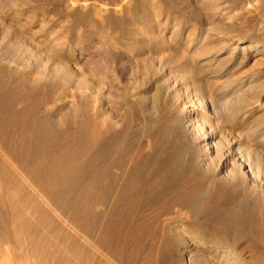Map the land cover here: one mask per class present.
Segmentation results:
<instances>
[{"label": "rangeland", "instance_id": "rangeland-1", "mask_svg": "<svg viewBox=\"0 0 264 264\" xmlns=\"http://www.w3.org/2000/svg\"><path fill=\"white\" fill-rule=\"evenodd\" d=\"M2 95L6 98L0 97V116L26 109L33 116L47 117L54 132L71 121L70 129L80 121L105 128L130 117L134 108L143 109L142 118H164L172 140L190 138L185 152L195 158L204 143L196 121L205 115L208 140L215 147L209 149L214 151L211 160L201 167L206 179H197L199 190L193 196L198 198L190 195L197 203L186 209L174 207L170 216L179 221L170 226L167 221L153 224L144 247L131 245L125 260L264 264V243L259 238L264 233V0H0ZM79 139L74 142L81 144L83 138ZM2 162L6 161L0 157V217L25 218L14 226L20 241L34 244L51 237L50 248L59 244L68 249V256L77 243L81 249H74L73 259L87 260L88 251H94L91 240L45 200L34 197L15 165L11 170L7 163L8 170ZM66 184L53 193L63 191L60 203L69 209L67 197L73 190ZM206 189L205 203L200 196ZM178 194L173 199H188L182 189ZM21 203L23 213L17 209ZM196 222H203L196 232L207 239L230 245L234 237L238 239L234 254L196 241L186 232L187 223ZM11 231L0 225V260L7 247L3 238ZM247 241L250 247L244 250ZM46 253L27 254L22 260L26 253L14 251L7 257L13 258L12 264H38ZM97 253V259L105 257L98 259L100 264L106 260L117 264Z\"/></svg>", "mask_w": 264, "mask_h": 264}, {"label": "bare ground", "instance_id": "bare-ground-1", "mask_svg": "<svg viewBox=\"0 0 264 264\" xmlns=\"http://www.w3.org/2000/svg\"><path fill=\"white\" fill-rule=\"evenodd\" d=\"M6 102L4 103L7 104ZM12 109L14 108L10 107V110ZM142 110L134 108L130 117L124 116L118 124L110 123L105 128H100L96 124L84 125L87 122L81 123L80 121V125H75L76 127L70 129V124H72L70 120V124L63 123L65 125L64 127L62 126V131L60 129L56 132L52 130L53 124L46 119L47 117L42 119L40 116H33L26 109L20 110L15 115L7 113L11 114V117H6L3 115L4 113L1 114L0 133L3 135V132H5L3 135L5 137L1 136L0 138L2 139L0 153H3L4 158L2 155L0 157L3 161H6L1 164L4 163L8 170H12V167L15 165L14 171L19 169L17 172L21 171L23 173L24 178L21 174H19V178L25 179L23 183L27 184L33 192V196L45 200L46 204H50L55 209L53 212H58L64 218L71 221L74 228L77 229L76 231H79V233L90 239L91 241H89L94 247L92 253L88 251V257L90 256L88 259L85 255L87 260H82L83 258H76V260L72 257L75 253L74 249L78 248L76 242V247L73 250H69L70 253L72 251V256L71 254L68 256L66 251L68 249L62 248L59 244L55 243L57 248L51 249L50 241H47L51 237H45V241H43V237L41 242L27 244L20 241L18 238L19 233L14 228L18 222H23L25 218L20 217L19 214H17L19 218L11 214L10 217L5 215L4 218L0 217V225L6 224V226L12 228L11 233H7L8 235L3 238L7 245L4 249L6 257L10 253L13 254L14 251H22V253L24 251L26 253L24 255H37V257H41L42 255L38 256V254H42V252H49L50 255L46 253L37 263L100 264L98 259L101 261L105 257L101 259L99 256L97 259V252L99 251L105 254V256H109L114 263L129 264L128 260H125L127 258L124 254L131 252V245L132 247H142L145 244L144 242H146L147 237L152 235L153 227H155L153 224L167 221V225H173L179 221L176 217L170 216L173 213L174 207L186 209L197 203L195 202V198L193 199V197L198 198L196 194L193 196L197 188V179L205 178L201 173L204 167H201L206 161L211 160L213 156H209L214 151L210 150L215 147V144L211 140H208L210 136L206 131L205 115L196 121L197 125L195 128L196 130L198 129V133L201 131V140L204 141L202 146L198 148L199 151L197 150L199 153L196 159L194 155L188 153L189 151L185 152V149L188 147L187 141L190 139L189 137V139L185 140L186 142L182 139L183 136L172 140L171 126L169 127L168 123L163 120L164 118H161V120L156 119V117L154 118L156 120H153V118H142L144 116L143 114L141 117ZM7 126L11 128L10 131L8 129L9 132L4 131ZM84 127L87 128L86 131ZM195 128L193 126V129ZM79 138H83L85 141H82V139L81 144H78ZM145 138L149 139V142L143 143L142 141ZM75 139L78 140L77 143L74 142ZM67 158H69V161L66 162ZM7 163L11 166L7 165ZM86 164L87 168H85ZM9 166L11 167L10 169ZM64 184L67 187L70 184L69 187L71 186L73 190H71L72 192L67 197L70 199V202H68L71 209L61 206L63 203H60V199L65 195L63 191L60 192L59 190V193H53L55 187H59V185L62 187ZM207 185L208 187L206 188H209V184ZM218 185H215V187H220ZM181 189L188 196V199L184 198V201L175 200V195L180 193ZM209 189L212 191L211 188ZM215 190L217 188L213 190L214 193ZM206 191L207 189L204 194L200 193L203 194L200 197L204 201L208 195ZM191 194L192 198H190ZM178 195L180 196V194ZM210 196L215 198L214 196L216 195ZM171 197L172 200L168 201V198L170 199ZM209 204H211L212 210L215 211V203L214 205L213 202ZM24 207L25 204L21 203L17 209L23 213ZM202 211L204 212V210ZM167 216L170 217L164 220L161 219ZM261 224L264 229V218L261 219ZM202 227L203 222L187 223L188 230L186 232L192 235L196 241L205 243L209 249L214 248L216 250L219 247H225L231 254L232 249L238 247V243L236 242L239 240H236L235 237L232 242L229 240L233 243L231 245L230 243H221L207 239L203 233L199 234L196 232L197 229ZM155 233V235L161 237L165 235L162 231L160 233L156 231ZM259 238L264 243V233ZM249 247L250 244L247 241L244 250H247ZM28 255L22 256V260L25 257L28 258ZM5 256H2L0 264H12L13 258H5ZM148 260L150 261H147V264L153 263L152 258ZM106 262L107 260L104 264H108Z\"/></svg>", "mask_w": 264, "mask_h": 264}]
</instances>
